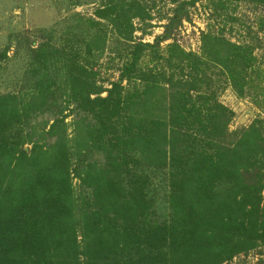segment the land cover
Returning <instances> with one entry per match:
<instances>
[{
	"label": "trees",
	"instance_id": "obj_1",
	"mask_svg": "<svg viewBox=\"0 0 264 264\" xmlns=\"http://www.w3.org/2000/svg\"><path fill=\"white\" fill-rule=\"evenodd\" d=\"M167 1L152 44L132 39L125 0L81 37L23 38L26 69L0 93V264H228L251 252L264 263V119L232 131L220 102L229 87L264 109L263 43L209 29L198 54L162 49L198 0ZM231 2L263 14L264 41V0L211 4ZM108 26L123 55L104 88L93 64Z\"/></svg>",
	"mask_w": 264,
	"mask_h": 264
},
{
	"label": "rangeland",
	"instance_id": "obj_2",
	"mask_svg": "<svg viewBox=\"0 0 264 264\" xmlns=\"http://www.w3.org/2000/svg\"><path fill=\"white\" fill-rule=\"evenodd\" d=\"M124 0H0V51L9 46L7 58L0 60V93L9 91L18 83L26 69L29 52L28 43L23 38L34 41V46L42 41L38 30H54V37L61 38L66 31H73L80 37L89 29L88 19L104 23L96 18L100 9L110 7ZM133 0H125L131 3ZM189 1V0H188ZM212 0H198L188 10V19L182 21L180 27L173 33L171 40L161 44L164 49L168 44H176L187 53H200L202 44L200 37L209 29L224 34L232 41H244L260 45L263 43V32L258 26L261 14L251 4L240 2L225 3L224 12L215 11ZM174 5L167 0H138L127 6L122 20H129L133 28L132 39L136 43L152 44L154 38L163 31L165 18L171 16ZM216 15L232 17V21L216 19ZM87 20V22H86ZM126 22H124L125 24ZM262 54L261 49L255 51ZM123 47L116 43V37L110 26L107 28V38L104 53L93 64L97 73L98 85L109 88L108 84L118 76L121 65ZM146 64L147 60L144 59ZM106 93L102 94V97ZM220 102L233 112L229 129L236 131L248 127L255 119H264V109L257 107L249 98H240L226 87L220 95ZM70 118L66 120L69 122ZM76 192H80L77 179L72 181ZM254 252L247 256H239L228 264H257ZM264 264V263H262Z\"/></svg>",
	"mask_w": 264,
	"mask_h": 264
}]
</instances>
